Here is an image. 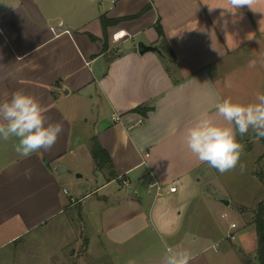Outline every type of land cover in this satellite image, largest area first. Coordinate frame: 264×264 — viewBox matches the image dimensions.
Instances as JSON below:
<instances>
[{"label": "crops", "instance_id": "1", "mask_svg": "<svg viewBox=\"0 0 264 264\" xmlns=\"http://www.w3.org/2000/svg\"><path fill=\"white\" fill-rule=\"evenodd\" d=\"M220 7L227 0H0V103L23 91L63 126L50 151L28 158L15 140H0V250L63 217V264H160L167 248L186 252L189 264H259L258 242L244 236L253 227L258 239L255 224L242 207L229 208V184L242 175L261 183L264 138L237 134L254 166L226 177L184 143L186 128L215 116L217 102L264 93V0L235 15ZM139 42L160 53H140ZM89 95L98 111L84 138L72 140L69 113ZM93 138L110 158L102 168ZM81 150L93 163L92 185L69 195L64 174ZM151 183L161 195L148 192ZM239 230V242L227 237ZM40 242L32 238L29 264L62 260Z\"/></svg>", "mask_w": 264, "mask_h": 264}, {"label": "clouds", "instance_id": "2", "mask_svg": "<svg viewBox=\"0 0 264 264\" xmlns=\"http://www.w3.org/2000/svg\"><path fill=\"white\" fill-rule=\"evenodd\" d=\"M257 0H227L228 10L233 15L247 7L255 11ZM217 8V7H216ZM214 9L210 7V11ZM223 15V13H221ZM254 67V62H250ZM215 116L201 114L184 133V143L200 163L207 164L220 174L235 170L243 171L241 155L244 145L237 139L253 135L264 138V93L257 92L254 102H233L224 98L215 104ZM222 118L224 123L217 122ZM44 108L32 95L17 90L11 98L0 103V140H15L14 151L22 158H28L41 150L50 151L56 144L63 126L49 122ZM31 178L30 170L25 172ZM160 264H189L186 252L167 248Z\"/></svg>", "mask_w": 264, "mask_h": 264}, {"label": "rangeland", "instance_id": "3", "mask_svg": "<svg viewBox=\"0 0 264 264\" xmlns=\"http://www.w3.org/2000/svg\"><path fill=\"white\" fill-rule=\"evenodd\" d=\"M97 111L98 104L94 98H90V95L87 97L86 104L83 102L73 103V109L69 113V117L73 122L72 140H80L84 138L86 134V127L91 126V123L93 122V114ZM82 151L83 150L80 152L76 151L74 155H70L68 170L64 174V187L69 192V195L73 194L78 196L80 189H88L92 185L90 183L89 176L91 168L93 167V163L91 160L87 159L84 153H81ZM242 156H244V159L241 161V163L244 165L243 171H246L254 166L250 163L251 154L244 153ZM259 165V170L261 171V183L251 179L249 175H242V179L232 180L229 184L231 189H233L232 191L235 193L232 195L231 205L229 208L233 209L235 205L236 208L242 207V209L246 211V214L252 219L254 218L255 213H253V211L258 205L257 202L264 199V159L260 160ZM255 169H258L257 165H255ZM239 171H241V169L238 166L235 170L229 171L223 174V176H231V174L233 176L236 173L239 174ZM109 173V170L105 169L104 174L108 176ZM77 174L82 175V177H77ZM249 208L252 209V211L248 210ZM229 218H232V215H229ZM233 218L236 219V221L240 224L239 229H241L244 222L242 220L243 218L235 215ZM246 231H249V235L247 236V234H244V236L248 237L250 245L255 244V240L258 242V239L255 237L253 227H250V230L246 229ZM239 232L238 239L233 240L235 243L239 242L241 240V236L243 235L241 230H239ZM34 236L39 237V240H41L40 244L42 245L44 241L47 240L46 248L49 250L48 252H52L56 255L61 252L62 260H54L49 264H63V217L58 221H54L50 227L40 229L38 232H34L32 234L24 235L19 241L1 249L0 264H29L28 254L31 251L33 252L35 248L38 249L37 245H34V248L33 245H31V240Z\"/></svg>", "mask_w": 264, "mask_h": 264}, {"label": "trees", "instance_id": "4", "mask_svg": "<svg viewBox=\"0 0 264 264\" xmlns=\"http://www.w3.org/2000/svg\"><path fill=\"white\" fill-rule=\"evenodd\" d=\"M103 28L105 27V19L104 17H101ZM159 33L162 36V31L159 28ZM166 47V46H165ZM167 52L169 53V50L166 49V52L161 54L162 59L166 60ZM132 111L142 113L143 115L149 111V108H141L137 107L134 108ZM91 153L92 156L96 162L97 168H102L103 165L110 162V158L105 150H103L96 138L92 139V146H91ZM253 223L256 227V233L258 237V249H257V255H258V261L259 264H264V200L260 201L257 205V208L255 209Z\"/></svg>", "mask_w": 264, "mask_h": 264}, {"label": "built area", "instance_id": "5", "mask_svg": "<svg viewBox=\"0 0 264 264\" xmlns=\"http://www.w3.org/2000/svg\"><path fill=\"white\" fill-rule=\"evenodd\" d=\"M123 183L125 185H129V181L126 180V179L123 180ZM153 189L155 190L156 196L162 194V191H161L162 188H161V186L159 184H157V183H151V184H149L148 192H153ZM176 190H177V186L176 185H172V186L169 187V191L170 192H176ZM64 192L67 193V190L64 189ZM230 227L232 229H234V228L237 227V224L233 222V223L230 224ZM227 237L230 238L231 240H234L236 236H235V233L234 232H229L227 234Z\"/></svg>", "mask_w": 264, "mask_h": 264}, {"label": "water", "instance_id": "6", "mask_svg": "<svg viewBox=\"0 0 264 264\" xmlns=\"http://www.w3.org/2000/svg\"><path fill=\"white\" fill-rule=\"evenodd\" d=\"M138 51L140 53H144L146 51H156L158 53H160V49L158 48V46H154V45H145L144 43L142 42H139L138 43ZM253 136V135H252ZM58 172H61L63 170H65L64 166L62 165H59L58 168H57ZM77 177H80L81 175L80 174H77L76 175ZM222 202L226 205L229 204V201L227 199H221Z\"/></svg>", "mask_w": 264, "mask_h": 264}, {"label": "bare ground", "instance_id": "7", "mask_svg": "<svg viewBox=\"0 0 264 264\" xmlns=\"http://www.w3.org/2000/svg\"><path fill=\"white\" fill-rule=\"evenodd\" d=\"M121 34L123 35V33L118 32L117 37L122 36Z\"/></svg>", "mask_w": 264, "mask_h": 264}, {"label": "snow or ice", "instance_id": "8", "mask_svg": "<svg viewBox=\"0 0 264 264\" xmlns=\"http://www.w3.org/2000/svg\"><path fill=\"white\" fill-rule=\"evenodd\" d=\"M122 35V34H121Z\"/></svg>", "mask_w": 264, "mask_h": 264}]
</instances>
